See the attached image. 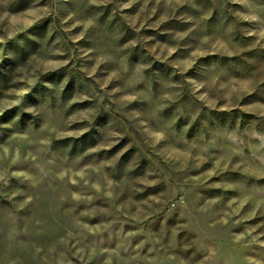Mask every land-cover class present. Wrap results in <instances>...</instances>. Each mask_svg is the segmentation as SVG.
I'll return each instance as SVG.
<instances>
[{"label":"clouds","instance_id":"1","mask_svg":"<svg viewBox=\"0 0 264 264\" xmlns=\"http://www.w3.org/2000/svg\"><path fill=\"white\" fill-rule=\"evenodd\" d=\"M0 264H264V0H0Z\"/></svg>","mask_w":264,"mask_h":264}]
</instances>
